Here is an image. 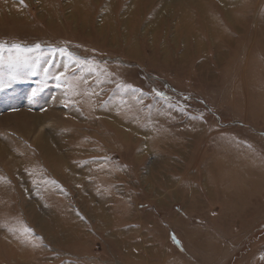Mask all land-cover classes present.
Returning <instances> with one entry per match:
<instances>
[{
  "label": "rangeland",
  "instance_id": "obj_1",
  "mask_svg": "<svg viewBox=\"0 0 264 264\" xmlns=\"http://www.w3.org/2000/svg\"><path fill=\"white\" fill-rule=\"evenodd\" d=\"M74 1L0 0V264H264V39L201 66L189 1ZM130 5L138 49L108 41Z\"/></svg>",
  "mask_w": 264,
  "mask_h": 264
},
{
  "label": "bare ground",
  "instance_id": "obj_2",
  "mask_svg": "<svg viewBox=\"0 0 264 264\" xmlns=\"http://www.w3.org/2000/svg\"><path fill=\"white\" fill-rule=\"evenodd\" d=\"M80 1L81 0H75L73 3L74 6L72 8L77 9V7L79 8L82 7V5L79 4ZM108 1L110 0L104 2V4H106V6L104 5L105 7H107V5L109 4ZM186 1H189V4L191 5L190 10H187V8L183 7L182 2L178 4L176 7H174V10L176 12H173V14H175L176 16V21L173 24L175 27V36L172 38V39L175 38L174 41H176L177 39V42L183 45L182 51L184 52L183 54L185 55V57L186 55H190L191 53L194 57H202V61L200 62V65L204 66L206 64L205 62H207V58L210 57V53L207 51L208 45L210 46L212 45L211 50H214L212 57H214L216 63H221V61L228 62V59L230 62L231 59H237V60L244 59V61H247L249 58L253 57L252 55L254 51L251 48H249V46H246V43L243 42L244 41L243 37L246 36V39L251 38L252 42L258 40L261 41L262 39H264V36H262L264 35V13L261 14V16H258V18L257 17L255 18L254 15H252L253 10L255 11L256 0H186ZM126 6L127 5L125 4L124 7L127 8ZM131 6L132 5H130L129 8ZM138 8L140 7L134 9V5H133L132 8H130V11L127 10L128 8L125 10L126 17L125 19L121 18V23H120L121 28H123V35L122 32L118 34L119 32L117 33V30L115 29L116 30V31L114 30L115 32L112 33L111 31L110 33H108L109 34L108 36H110V40L108 41L112 40L113 42L112 41L111 42L113 44H115V42L116 44H119L122 42L121 40H123V42L129 44L130 48L138 49L137 46L138 44L136 45L137 36H138V26H137L136 17L139 15L136 11L138 10ZM158 9L154 8V10L150 12V14L151 13L152 14L149 16L147 21L144 22L143 25L144 29L147 30V32L149 31L148 33H150L151 31H153L154 28H156L157 25L156 22H158V18L162 16V14L160 13L162 7L160 10ZM102 12L105 11L103 10ZM105 23H106V27L109 28L108 25L110 23L108 21H106ZM109 29L113 30V27L111 26ZM198 29H203V31L206 32L207 34L206 39H208V42L207 41L205 42L202 37H199L200 31ZM124 30L128 37L125 35ZM103 31L107 33L108 29L105 30L103 29ZM106 33H103V37L105 36L107 38ZM149 42L151 46L154 47L156 45L161 46L160 41L158 39V34H155L152 39H149ZM166 45L167 44H163L162 48L165 47ZM244 50L246 51L242 53ZM135 52L136 51H133L131 53L137 56V53ZM76 84L77 83H73V85H75L74 88L79 86V85L76 86ZM103 116L104 118H107L106 120H111L112 123L116 126V128H119L120 130H122L123 128L125 130L126 128L130 127L129 125L126 126L127 124L130 123L123 124L119 122L113 114H103ZM184 128H186V126H184ZM195 128L196 126L192 129L194 132L197 131ZM156 136H159V134H156ZM174 138H175L174 135L170 139L162 138L160 139V142H162L161 143L162 145H164V143L169 144L168 142L169 141L173 142ZM151 140L153 141V139ZM227 195L230 201H232L231 196L229 194Z\"/></svg>",
  "mask_w": 264,
  "mask_h": 264
},
{
  "label": "snow or ice",
  "instance_id": "obj_3",
  "mask_svg": "<svg viewBox=\"0 0 264 264\" xmlns=\"http://www.w3.org/2000/svg\"><path fill=\"white\" fill-rule=\"evenodd\" d=\"M20 2L21 3H23V0H20ZM12 47L13 48H17V49H19V45H12ZM36 48H39L40 46L39 45H36L35 46ZM58 51H60L62 54H64V55H70L69 53H67L66 52V50L65 49H63V48H61V49H58ZM49 63H51V61H49ZM64 68H65V71H67V69H68V64H65L64 65ZM33 74H35L34 72H33ZM64 74L63 73H58L57 74V80H59L60 78H61V76H63ZM12 79H17L18 77H16V76H12L11 77ZM6 85H4L3 83H0V87H5ZM157 95H162V93H157ZM28 231H30V229L28 230Z\"/></svg>",
  "mask_w": 264,
  "mask_h": 264
}]
</instances>
